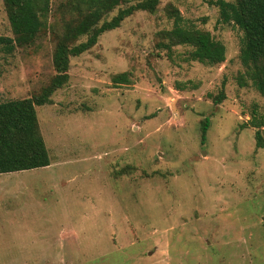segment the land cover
Masks as SVG:
<instances>
[{
	"label": "rangeland",
	"instance_id": "rangeland-1",
	"mask_svg": "<svg viewBox=\"0 0 264 264\" xmlns=\"http://www.w3.org/2000/svg\"><path fill=\"white\" fill-rule=\"evenodd\" d=\"M215 1L159 0L69 58L67 82L35 106L50 164L0 174V264H264V147L251 123L264 140V96L242 85L243 34ZM49 2L34 42L0 52V101L50 83L65 26L89 9ZM176 14L223 43L225 60L191 59L170 36ZM0 36L13 37L2 0Z\"/></svg>",
	"mask_w": 264,
	"mask_h": 264
},
{
	"label": "trees",
	"instance_id": "trees-1",
	"mask_svg": "<svg viewBox=\"0 0 264 264\" xmlns=\"http://www.w3.org/2000/svg\"><path fill=\"white\" fill-rule=\"evenodd\" d=\"M13 37L0 36V52L9 54L17 46L34 42L45 26L49 0H2ZM130 1V0H124ZM159 0H140L118 12L109 20L102 17L111 11L119 0H85L88 11L76 21L68 23L54 49L52 63L56 70L50 83L31 97L0 101V174L46 167L51 158L40 132L35 106L50 102V95L68 80L69 58L90 49L105 31L113 30L136 10L154 12ZM221 20L233 23L242 31L239 58L245 68L242 85L250 82L264 96V0H216ZM181 16L175 15L170 36L176 43L192 47L190 57L203 64L215 65L225 60V46L208 31L184 27ZM85 40L74 43L79 37ZM116 83H127L126 73L115 75ZM223 91L214 97L219 103ZM254 118V117H253ZM251 120L256 127V147H264L259 128L263 122ZM209 126L208 118L201 125V141Z\"/></svg>",
	"mask_w": 264,
	"mask_h": 264
}]
</instances>
